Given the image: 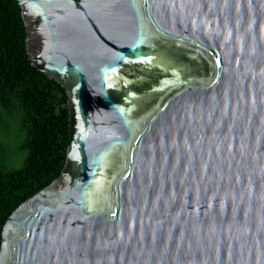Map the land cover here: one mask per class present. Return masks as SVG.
I'll return each mask as SVG.
<instances>
[{"label":"water","instance_id":"1","mask_svg":"<svg viewBox=\"0 0 264 264\" xmlns=\"http://www.w3.org/2000/svg\"><path fill=\"white\" fill-rule=\"evenodd\" d=\"M17 2L70 144L0 264H264V0Z\"/></svg>","mask_w":264,"mask_h":264},{"label":"trees","instance_id":"2","mask_svg":"<svg viewBox=\"0 0 264 264\" xmlns=\"http://www.w3.org/2000/svg\"><path fill=\"white\" fill-rule=\"evenodd\" d=\"M26 38L17 0H0V104L23 112L28 150L21 169L0 167V246L7 218L59 177L70 144L66 91L31 65Z\"/></svg>","mask_w":264,"mask_h":264},{"label":"rangeland","instance_id":"3","mask_svg":"<svg viewBox=\"0 0 264 264\" xmlns=\"http://www.w3.org/2000/svg\"><path fill=\"white\" fill-rule=\"evenodd\" d=\"M23 112L0 104V167L18 170L24 165L28 150L21 146L26 138L22 128Z\"/></svg>","mask_w":264,"mask_h":264}]
</instances>
